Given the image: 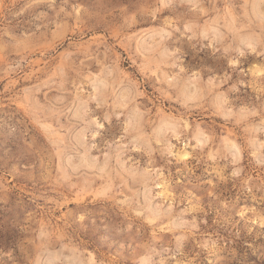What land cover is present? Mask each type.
I'll return each mask as SVG.
<instances>
[{
	"label": "rangeland",
	"instance_id": "1",
	"mask_svg": "<svg viewBox=\"0 0 264 264\" xmlns=\"http://www.w3.org/2000/svg\"><path fill=\"white\" fill-rule=\"evenodd\" d=\"M0 264H264V0H0Z\"/></svg>",
	"mask_w": 264,
	"mask_h": 264
}]
</instances>
